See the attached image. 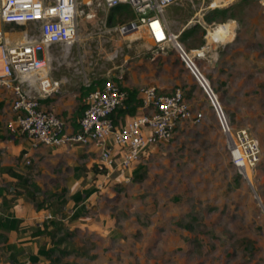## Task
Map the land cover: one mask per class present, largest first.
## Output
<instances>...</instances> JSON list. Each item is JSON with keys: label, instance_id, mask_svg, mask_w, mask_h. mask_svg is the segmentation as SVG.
<instances>
[{"label": "rangeland", "instance_id": "rangeland-1", "mask_svg": "<svg viewBox=\"0 0 264 264\" xmlns=\"http://www.w3.org/2000/svg\"><path fill=\"white\" fill-rule=\"evenodd\" d=\"M177 2L166 11L172 29L189 51L204 49L196 63L231 125L247 128L261 141V160L254 173L248 171L251 183L233 164L214 111L177 50H148L145 32L123 36L116 27L129 20L128 12L117 13L121 19L110 23L112 10L99 11L94 0L87 12L94 10L96 17L80 21L81 39L70 54L52 51L50 74L65 80L46 107L78 113L85 102L80 99L83 79L112 76L131 88H181L203 119L179 123L169 141L145 152L128 182L114 177L99 191L103 176L94 167L98 156L90 151L81 158L52 150L23 156L18 185L25 199L55 216L52 235L46 236L49 264H264V3ZM225 7L232 8L226 21L205 18ZM231 21L233 36L210 43L208 31ZM2 27L10 38L29 30ZM5 101L10 119L12 99L0 102L1 109ZM41 146L33 142L34 148ZM5 249L0 241V264Z\"/></svg>", "mask_w": 264, "mask_h": 264}, {"label": "built area", "instance_id": "built-area-1", "mask_svg": "<svg viewBox=\"0 0 264 264\" xmlns=\"http://www.w3.org/2000/svg\"><path fill=\"white\" fill-rule=\"evenodd\" d=\"M176 2L98 0V5L99 11L128 5L134 17L117 26V31L123 36L145 32L152 42L146 43L148 50L163 54L177 50L214 111L233 164L247 179L248 170L254 173L261 160V141L247 128L235 129L231 125L210 79L196 63L197 58L205 56L204 49L189 51L179 40L180 34L172 29L166 11ZM93 5L94 0H0V89L11 95L13 113L7 127L12 134L25 135L35 146L88 148L98 156L103 176L97 184L99 191L114 177L128 182V172L147 150L169 141L179 123L201 122L203 113L192 109L181 88L165 93L155 84H145L139 88L142 105L138 113L116 122L112 115L124 107L129 91L112 76L102 77L101 85L84 98L87 108L77 129L56 110L46 107L44 101L59 93L65 80L50 74L52 51L57 48L65 57L70 54L81 39L80 21L96 17L94 10L87 12ZM5 24L28 26L29 30L21 37L10 38L2 27ZM83 85L90 86L91 82L83 79ZM24 156L28 157V153ZM54 218L48 212L43 223Z\"/></svg>", "mask_w": 264, "mask_h": 264}, {"label": "crops", "instance_id": "crops-1", "mask_svg": "<svg viewBox=\"0 0 264 264\" xmlns=\"http://www.w3.org/2000/svg\"><path fill=\"white\" fill-rule=\"evenodd\" d=\"M9 98L11 99L10 93L0 89L1 104L3 100H7L8 103ZM52 98H50L51 101ZM48 99L44 101L46 104H48L46 102ZM6 105L5 101L4 107L0 108V192H2L0 195V216L1 218H5L8 212H12L13 218L20 220L21 223L19 224V230L8 232L9 245H15V248L9 252H5L4 264H49L48 259L39 253L40 248H43V242H47V237L33 236V231H31L33 227L42 226L45 213L48 211L45 208H37L33 202L27 201L25 195L22 193L24 191L23 188L18 185V179L24 174L22 166V162L24 161L23 156L25 153H28L30 156L36 155L40 150H42L41 152L45 151L47 154L51 150L52 154L66 151L77 155L79 158L86 156L89 151L90 153H95L88 148L82 149L79 147L55 149L41 146L38 149L34 148L33 141L30 138L20 133L12 134L8 130L7 121L9 119H7L5 111L7 109ZM57 112L69 119V121H71L70 119L74 115L73 113L64 111L63 107H58ZM8 186L12 191L11 193L5 190V188L8 189ZM12 196H15V198H12ZM46 245H49V243L47 242ZM46 245H44L45 248L47 247ZM31 255L37 256L38 260L33 261Z\"/></svg>", "mask_w": 264, "mask_h": 264}, {"label": "trees", "instance_id": "trees-1", "mask_svg": "<svg viewBox=\"0 0 264 264\" xmlns=\"http://www.w3.org/2000/svg\"><path fill=\"white\" fill-rule=\"evenodd\" d=\"M232 8L231 7H225V8H217L215 10H213L210 15H207L205 18H207L208 20H215V18L217 17H221L223 19V21H226L227 17H228V13L230 12ZM111 13L109 16V22H113V21H119L121 18H117L116 14L120 13L121 11H126L128 12V15L126 16V18H129V20H131L134 17V14L132 12V10H130L128 5H119L115 8L111 9ZM127 20H123V22L129 21ZM187 36V33H184V35L182 36V38L184 39ZM113 79L120 83L122 85V87L124 89H127L129 91V97L126 100V103L124 105V107H120L112 116L115 119V121L117 122L118 119L120 117H125L127 115L130 116H134L138 113L141 105H142V99L139 96V88L138 87H134L131 88L128 85H123L120 80H117L116 78L113 77ZM102 79H95L91 82L90 86H82L80 89V99L84 100V98L93 90L96 89L97 86L101 85L102 83ZM167 93V92H165ZM51 99H48L46 102H50ZM87 108V104L84 102L80 111L78 113H75L72 117H71V121L72 124L74 125V127L77 129L79 128V119L83 116L85 110ZM60 114V113H59ZM84 149V148H82ZM81 149V150H82ZM96 169V172L98 173H102V169L100 168L99 164H97L96 166H94ZM136 170L135 168H132L131 171H129L128 173L131 175V173L133 174V172ZM23 176H20V179H22ZM9 193H11L12 191H8ZM2 194V192H0V195ZM46 209V208H45ZM13 214L12 212H8L7 213V217L5 218H1L0 216V241H2V244H4L6 246L5 251L9 252L11 251V249L15 248V245L11 246L9 245V235L8 232L11 230H19V224L21 223L20 220L14 219L13 218ZM53 220L50 221H45L41 227H33L34 229H36V231H34V229L32 228L31 231L33 236H48V235H52V230L55 228L54 224L52 225V223L50 224V222H52ZM52 228V229H51ZM44 245L47 244V242H43ZM43 245V248H40L39 253L42 254L43 256H45L47 259H49V252L48 249L45 248V246ZM31 259L33 261H37L38 257L37 256H33L31 255ZM5 260V259H4Z\"/></svg>", "mask_w": 264, "mask_h": 264}, {"label": "bare ground", "instance_id": "bare-ground-1", "mask_svg": "<svg viewBox=\"0 0 264 264\" xmlns=\"http://www.w3.org/2000/svg\"><path fill=\"white\" fill-rule=\"evenodd\" d=\"M225 0H215V3H219ZM175 4H179V2H176ZM169 23L172 27V23L169 20ZM235 22L231 21L228 22L226 24H218L217 28L215 29V31L210 30L209 34H208V39L210 40V43L213 41H221V42H226L228 39V37L233 36V34L231 35V32L233 31L234 27H235ZM234 33V32H233ZM133 35H139V33H135ZM140 36V35H139ZM141 37V36H140ZM149 43L151 44V40H149ZM249 171V170H248Z\"/></svg>", "mask_w": 264, "mask_h": 264}, {"label": "water", "instance_id": "water-1", "mask_svg": "<svg viewBox=\"0 0 264 264\" xmlns=\"http://www.w3.org/2000/svg\"><path fill=\"white\" fill-rule=\"evenodd\" d=\"M199 23H201V22H199ZM247 180L251 183V179L247 178Z\"/></svg>", "mask_w": 264, "mask_h": 264}]
</instances>
